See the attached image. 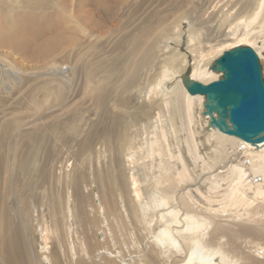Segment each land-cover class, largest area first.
Here are the masks:
<instances>
[{
	"label": "bare ground",
	"instance_id": "6f19581e",
	"mask_svg": "<svg viewBox=\"0 0 264 264\" xmlns=\"http://www.w3.org/2000/svg\"><path fill=\"white\" fill-rule=\"evenodd\" d=\"M222 1L212 10L207 6L195 9L189 17L181 13L153 42L152 19L119 37L125 19L137 20L138 5L146 0H0V105L13 103L10 100H15L16 94L27 91L10 121H0V170L5 165L10 168L3 171L4 178L12 182L18 173L10 162L18 171L23 168L27 159L22 158V146L35 138L33 131L40 126L55 130L58 126L46 124L61 121L63 114L78 111L83 105L80 98L67 108L48 106L52 97L61 100L65 94L74 100L81 93L82 89L69 93L77 72L58 64L60 54L63 59L64 53L77 48L81 49L77 59L85 61L82 65L87 77L82 94L102 111L100 154L106 158L92 216H87L84 205L90 196L79 199L67 190L78 180L73 163L63 167L57 177L65 185L62 201H57L61 205L49 198L44 223L37 232L25 221L11 219L9 193L0 191V264H264V241L255 243L264 236V142L254 145L206 127V140L213 139L216 148L210 155L202 153L197 119L203 116L209 124V118L202 114L205 96L189 93L182 79L187 71L203 83L219 79L222 74L213 72L210 56L242 44L254 47L264 63V0L246 1L240 10L234 8L237 3ZM40 8L45 12L35 13ZM153 16L157 23L166 22L160 13ZM161 27L154 26L155 31ZM171 41L175 46H170ZM26 56L30 64L24 62ZM138 79L143 84L138 85ZM133 91L144 92L142 99L132 94L128 97ZM130 103L145 113L153 105L160 107L156 124L142 134L138 132L140 143L136 142L140 137L131 139L133 132L126 131L122 120L116 122L112 114L119 109L127 111ZM37 112H46L50 118L24 126V118ZM11 125L18 133L10 142L11 151L5 154L1 149L3 131ZM180 131L186 134L182 141L178 140ZM173 139H177L175 146ZM90 141L87 137L81 143L88 147ZM222 164L225 170H220ZM207 169L218 171L207 190L200 185L196 189L182 187L201 176L197 171ZM112 172L121 178L118 187L111 180ZM145 187L152 189L148 195ZM107 189H117L120 202L115 204L119 200L108 198ZM20 194H16L13 211L31 206ZM122 207L130 225L152 235L151 242L133 235L138 255L130 259L124 248L115 256L110 246L106 247L108 253L100 251L110 237L115 241L116 230L127 228L128 223L118 213ZM49 219L54 224L47 226ZM97 230L103 231L104 241ZM33 233L40 240H34ZM124 246L130 254L131 245Z\"/></svg>",
	"mask_w": 264,
	"mask_h": 264
},
{
	"label": "rangeland",
	"instance_id": "374dc122",
	"mask_svg": "<svg viewBox=\"0 0 264 264\" xmlns=\"http://www.w3.org/2000/svg\"><path fill=\"white\" fill-rule=\"evenodd\" d=\"M184 1H185V3H183ZM230 1L233 2L232 4L237 3L236 5H234V8L235 9L239 8V10H240L241 6L244 3H246V1H249V0H230ZM251 1H254V0H251ZM222 2H223L222 0H146V3L145 4L143 3L144 5H142V4L138 5V6H140V8H139L137 15H136L137 20L131 19V20L127 21L125 19V22H123V25L125 27H127V29L124 26H121L120 27L121 30L119 32L120 33L119 37L122 38V37L126 36L127 34H129V31L131 32L132 31L131 29H135L136 27H139L138 25L142 21L147 20V19L148 20L152 19V20H149L152 23V25H154L156 27H161L163 25V27H161L159 29V31H155L154 26L152 27V34L153 35L155 34L153 36V38H154L153 42H154L156 40L158 34L161 32V29L169 26L168 24H170L171 21H174V19H176V17L179 16L181 13H184L186 17H189V16H192L193 14H195L196 10L199 11L202 8H206V6H207V8H209V9L211 8L210 10H212V8L215 5L220 4ZM179 4H180V6H179ZM176 6L179 8H177ZM193 9L194 10L196 9V10L194 11ZM50 10H52V9H50ZM180 10H182V11H180ZM187 11L189 12V14ZM40 12H45V11H43L42 8L35 11V13H40ZM154 13H160V16L163 17L164 19L166 17V22L163 24L157 23L155 16H153ZM123 28H125L126 30ZM122 31H124V32H122ZM154 31H155V33H154ZM173 45L175 46V43H174V41H171L170 46L173 47ZM242 45H244V44H242ZM227 50H229V49H227ZM80 51H81V49L77 48L71 52L64 53L62 55V57L65 61H63L62 58L60 59V55H61L60 54L58 56V60H59L58 62H60V63L57 62L59 65H62L64 67L70 66V68H72L73 70H75L77 72V75L74 77V80H73L74 86L73 85L71 86V87H73V90H72V92H69V93L70 94L76 93L77 90L79 91L82 89L81 93L79 94L80 96L78 95L74 100L71 99L72 96H69V95L66 96L65 94L61 100H56L55 97H52L49 99V102L51 101L50 102L51 104L49 103L48 106L52 107V109H54V110H57L58 108H61V107L67 108V107L71 106L75 101H78V99H80V98L83 101V105H81L79 107L78 111L76 110V111H72V112L63 114L61 116V118H62L61 121L54 120L52 123L46 124L48 126L53 125L52 128L58 126L55 130L54 129H48L46 126H43V127L40 126L39 127L40 129L39 128L37 129L38 131L37 130L33 131L36 134L35 138H33L32 140H28L22 146V149H23V157L22 158L27 159V160H24V163L22 166L23 168L20 171H18L16 169V167L13 166V162H10L12 170H14L15 172H18L17 174L14 173L15 176L13 175L14 180H12V182L9 178H4V177H6V174L3 171H9V169H10L9 166L7 167V165H5L0 170V179H1L0 180V184H1L0 191L9 193V196L7 198V203L9 204V206H11V210L13 211V209H14L12 207V205H13V203L16 204V201H15L16 200V194H18V193H21L23 196L28 198V200L26 202H30V205H31V206H29L28 210L25 208L26 209L25 211H23L22 209L16 210L13 212L11 211V214H10L11 219L12 220L15 219L14 222L20 221V223L25 221V223H28V225L31 227V229L35 232H37V227L40 226L41 223H44L43 212L47 213L46 210L48 209L49 198L56 200L55 201L56 204H58L59 202L62 201L61 192H64L65 185H64V182H60L59 178H57V177H59L58 174L63 167L68 166L69 164L73 163L72 165L77 168L76 178H78V180H77L76 184H69V187L67 190L69 192H72L71 194H73V195L76 194L75 196L79 199H81V198L83 199L85 196H88V195L90 196V199H88V200L89 201L92 200V202L85 200V203H84L86 210H88L87 212H89V214L87 212H85L86 215L88 214L87 216L93 215L92 212L96 208V207H94V205L92 206V204L94 203L93 200L96 198L95 195L97 196V194L99 192H101L100 191L101 184L99 183V181H100V178H99L100 175L99 174H100L101 168L102 169L105 168L104 162L106 161L105 160L106 158H104L103 155L100 154V150H102V147H101L102 146V138H101V132H100V123L102 120L101 112L102 111H101V108L96 107V105L94 106V105H92V103L90 104V102L88 100H86V98L82 94L84 92V88L87 84V77L85 74V65H84V67L82 65L85 63V61H79L77 59V56L80 54ZM225 51H226V49H224V51L221 54L219 53L220 54L219 56H218V54L214 55L215 56V57L213 56L214 58L212 56H210L211 63H213L215 61V59L219 58ZM259 56H260V54H259ZM16 57L19 58V55L17 54ZM91 57H93V56L88 57V59H86V61H88ZM211 57L213 60L211 59ZM6 60H9V58H6ZM260 60H261V63L263 65V69H264V63L261 59V56H260ZM24 62L26 64H30L32 61H29V57H27L24 60ZM7 64H10V63H8V61H7ZM148 66H150V64H148ZM213 72L216 74H219V72H217L215 70H213ZM143 78H144V76H143ZM141 80L138 79V85L140 83L143 84L144 81L143 80L141 81ZM26 94H27V91L23 90L20 93L15 95L16 96V97H14L15 100H13V99L10 100V102H13V103L8 102L9 104L6 103L3 105H0V106H2L0 108V121H2L3 119L6 122L10 121V119L13 116L14 108H17L19 106V103L22 100L21 98L24 97ZM127 94H128V97H131L133 95V96H137V98L139 97L140 99H142L144 92L133 91V93H130V94L127 93ZM133 105L134 104L130 103L129 109H127L128 112L126 110L122 111L119 109V110L115 111V113H112L116 122L119 118L120 120H122V122H123L122 124L126 126L125 127L126 131H128L129 133L133 132L130 136L131 139L135 136H139L138 132L140 134H142V132L144 133L145 128L150 129V128H152V126L154 124H156L155 119L158 117L157 113L160 109V107L158 105H156V106L153 105L151 108H146L145 109L146 113H145L141 109L137 108V106H133ZM56 107H58V108L56 109ZM82 110H83V112H82ZM134 112L136 113L135 115H134ZM129 113H130V115H129ZM198 113L199 112H197V118L199 117ZM123 115H124V117H123ZM27 117H28V119H27ZM135 117H137V118H135ZM46 118H50V117L46 116V112H37L34 114L32 113L30 116H26L24 118L23 123L25 124L24 126L30 125V127H31L33 123L35 124L36 122H39L43 119L45 120ZM7 119H9V120H7ZM127 119H129V120L127 121ZM197 120H198L197 121L198 125L200 124L199 127H200V131H201L200 134L198 135V140L200 143L201 152L205 153V154L207 153V155H210L209 153H212L213 149L216 148L214 146V143H213L214 140L210 139L212 145L209 143L210 141L206 140V138H207V136H206L207 135L206 134L207 128L206 127H208V124L204 123L203 116L199 117ZM199 120H201V121H199ZM64 121H65V123L69 122V125L64 126V124H65ZM130 121L133 122L134 124L131 123ZM134 121H136V122H134ZM203 123H204L205 128L202 127ZM151 124H153V125H151ZM149 125L151 126L150 128H149ZM43 128H45V130ZM131 128H132V130H131ZM3 132H4V134L2 137L5 140H3V147L1 149H2V151H4L5 154L7 151H8L7 153L9 154V152L11 151L10 147H12L10 142L12 141L14 136L18 133V128H15L11 125V127H8ZM99 133H100V135H99ZM94 134H95V136H94ZM185 135L186 134L184 133V131H180L179 132L180 138L178 140L182 141L181 136L185 137ZM87 137H89V140H92V141H90V145L88 147H85L84 143H81V142H82V140H85ZM139 137H140V139L139 138L136 139L137 143H140L139 141H141L142 135ZM97 138H99V139H97ZM8 140H10V141H8ZM175 141H177V139H173L171 141L173 146L176 145ZM228 151L230 152L231 149H228ZM113 155H114V151H113ZM31 162H34L33 165H31ZM78 163H80V164H78ZM76 164H77V166H76ZM115 166H116V171H117V164H115ZM221 167L222 168H220V170L226 169V168H223V164L221 165ZM207 170L208 171H205L204 173L197 171L196 174L199 176V173H200L201 176L196 178L194 180V182H192L191 184L189 183L188 185H183L182 187L188 186V188L192 187L193 189H196L200 185L204 191L207 190L208 189V183L213 181L212 179L215 178L214 174L218 172L217 170L215 171V169L213 171H211V169H207ZM94 172H95V174H94ZM113 175H115L114 172H112L111 180L113 182H115L116 187H118L117 185H118V182L121 180V178L118 175V173H117V176L116 175L113 176ZM3 178H4V180H3ZM209 178H210V180H209ZM9 180H10V182H8ZM9 186H11V188H9ZM97 187H99V189ZM107 190L105 192H106L108 198H110L112 200H114V199L119 200V196H116V195L117 194L119 195L120 192L117 189H115L116 191L115 190H112V191L108 190L109 192H111L112 195L113 194L115 195L113 197H110L112 195L111 194L109 195ZM113 191H115V193H113ZM144 191L146 192V193L145 192L144 193L146 195H148L150 193V191H152V189L150 187H145ZM58 194H60V195H58ZM91 194H92V196H91ZM57 196H59L60 198L59 197L57 198ZM89 196L86 197L85 199L89 198ZM57 201H59V202H57ZM118 202H120V200L115 202V204ZM59 205H61V203H59L57 206H59ZM86 210L83 209V213ZM20 211H23V212H20ZM120 211L121 210L119 209L118 213L120 214V216L123 217L122 219L126 223L129 224V222H128L129 219L126 217V209L124 207H122V212H120ZM14 212H15V214H14ZM24 212H25V214H24ZM15 215L18 217H16ZM23 217H25V218L23 219ZM52 224H54V223L49 219L47 226L52 225ZM128 224H127V228L124 227L126 229H121V230L118 229V231H117L115 228V230H116L115 241H112V239H111L112 237H110V240H109L110 245H109V243L105 244V245L101 244L102 249L100 251L105 252L106 250H108L106 247L110 246V250L115 253L114 254V256H115V255H118L117 250H122L124 248L125 252L123 251V253L127 257V259H130V257H132V256L136 257L138 255L137 250H135L133 248L134 237L135 238L140 237V239L141 240L143 239L144 242H146V241L151 242L152 241L151 240L152 235L149 234L147 231L145 232L140 227H136L133 224H132L133 226L130 224L128 225ZM97 232H98L97 234L101 235L100 236L101 241H104L105 235L103 234V231L97 230ZM135 232H136V234H135ZM133 235H134V237H133ZM147 237H149V238H147ZM263 237L264 236H261V240H258V239L255 240V243H257L259 241L263 242L264 241V240H262ZM33 238H34V240L35 239L40 240L39 235H37V233H33ZM124 238H125V240H124ZM247 239H252V238L248 237ZM247 239L245 238V240H247ZM226 240H229V239H226ZM118 241L120 243H118ZM230 241H232V239L229 240V242ZM31 242H33V240H31L29 243H31ZM226 242H228V241H226ZM126 244L131 245L130 254L126 251V246H124ZM105 253H108V251H106ZM57 254L59 255V253H57ZM115 264H117V263H115Z\"/></svg>",
	"mask_w": 264,
	"mask_h": 264
},
{
	"label": "water",
	"instance_id": "95a60500",
	"mask_svg": "<svg viewBox=\"0 0 264 264\" xmlns=\"http://www.w3.org/2000/svg\"><path fill=\"white\" fill-rule=\"evenodd\" d=\"M219 79L203 83L183 75L191 94L205 96L202 114L208 128L241 138L254 145L264 142V69L260 56L250 45L226 50L212 64Z\"/></svg>",
	"mask_w": 264,
	"mask_h": 264
}]
</instances>
